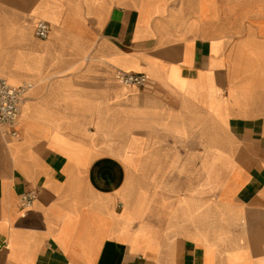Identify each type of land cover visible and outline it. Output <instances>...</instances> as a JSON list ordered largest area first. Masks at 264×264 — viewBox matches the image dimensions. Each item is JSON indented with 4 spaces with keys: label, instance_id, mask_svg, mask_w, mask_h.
<instances>
[{
    "label": "crops",
    "instance_id": "0c3cea01",
    "mask_svg": "<svg viewBox=\"0 0 264 264\" xmlns=\"http://www.w3.org/2000/svg\"><path fill=\"white\" fill-rule=\"evenodd\" d=\"M18 63L0 264H264V0H0Z\"/></svg>",
    "mask_w": 264,
    "mask_h": 264
},
{
    "label": "built area",
    "instance_id": "2783aa9c",
    "mask_svg": "<svg viewBox=\"0 0 264 264\" xmlns=\"http://www.w3.org/2000/svg\"><path fill=\"white\" fill-rule=\"evenodd\" d=\"M35 33L41 39L48 38L50 26L47 22L40 20L35 26ZM116 79L124 85H138L146 87L150 81L146 74L127 71H117ZM32 88L29 82L18 85L11 84L0 75V128H8L9 134L13 137L18 136V122L22 113V106L27 98V92ZM38 192L30 190L21 195V203L29 205L36 197Z\"/></svg>",
    "mask_w": 264,
    "mask_h": 264
},
{
    "label": "bare ground",
    "instance_id": "6f19581e",
    "mask_svg": "<svg viewBox=\"0 0 264 264\" xmlns=\"http://www.w3.org/2000/svg\"><path fill=\"white\" fill-rule=\"evenodd\" d=\"M17 67L14 69H0V75L4 76L8 82L14 85L21 84L23 82H29L32 84V86L35 85V81L32 79V77L28 74L35 70H33L30 65L18 63L16 64ZM28 74V75H27ZM25 80V81H24ZM34 83V84H33ZM27 92V96H28ZM28 98H26L23 106H22V113L19 118L18 125L23 122V118L25 117V111H27V104H28ZM57 144L59 146H70L69 142H65L64 140L57 139ZM64 149V147H61Z\"/></svg>",
    "mask_w": 264,
    "mask_h": 264
}]
</instances>
